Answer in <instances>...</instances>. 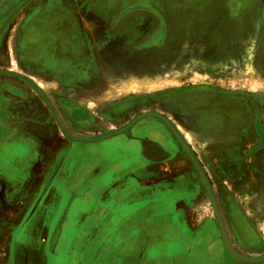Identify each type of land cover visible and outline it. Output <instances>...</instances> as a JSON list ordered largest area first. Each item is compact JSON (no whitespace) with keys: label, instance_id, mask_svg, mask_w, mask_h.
Masks as SVG:
<instances>
[{"label":"rangeland","instance_id":"374dc122","mask_svg":"<svg viewBox=\"0 0 264 264\" xmlns=\"http://www.w3.org/2000/svg\"><path fill=\"white\" fill-rule=\"evenodd\" d=\"M0 78L37 120L21 215L51 163L56 177L87 143L150 132L195 174L196 216L218 228L204 179L232 248L264 255V0H0Z\"/></svg>","mask_w":264,"mask_h":264},{"label":"crops","instance_id":"0c3cea01","mask_svg":"<svg viewBox=\"0 0 264 264\" xmlns=\"http://www.w3.org/2000/svg\"><path fill=\"white\" fill-rule=\"evenodd\" d=\"M2 80L0 229L11 221L12 264H239L213 222L196 216L202 202L195 174L170 165L172 149L150 132L105 139L109 149L87 143L71 161L67 153L56 177L51 163L44 194L33 195L21 215L17 191L39 168L37 120Z\"/></svg>","mask_w":264,"mask_h":264},{"label":"water","instance_id":"95a60500","mask_svg":"<svg viewBox=\"0 0 264 264\" xmlns=\"http://www.w3.org/2000/svg\"><path fill=\"white\" fill-rule=\"evenodd\" d=\"M204 181V184L206 186V189H207V192H208V196L210 198V201L214 207V210H215V214H216V219H217V222H218V228H219V231L221 233V236H222V239H223V242H224V245L226 247V249L228 250L229 254L236 260L240 261V262H244V263H248V264H258V263H263L264 262V255L263 256H244L240 253H238L236 250H234L232 248V246L230 245V242L226 236V233L224 231V228L222 226V222L220 220V217L218 216L217 212H216V208H215V205H214V202H213V198L208 190V186L205 182L204 179H202Z\"/></svg>","mask_w":264,"mask_h":264},{"label":"bare ground","instance_id":"6f19581e","mask_svg":"<svg viewBox=\"0 0 264 264\" xmlns=\"http://www.w3.org/2000/svg\"><path fill=\"white\" fill-rule=\"evenodd\" d=\"M35 30H33L29 35H28V37L25 39L26 41H32V38H34V36H35ZM131 78V77H130ZM188 131V130H187ZM111 145H109V146H107V149H109V148H111L110 147Z\"/></svg>","mask_w":264,"mask_h":264}]
</instances>
